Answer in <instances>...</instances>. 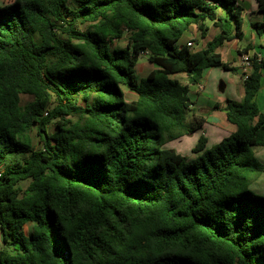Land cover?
I'll use <instances>...</instances> for the list:
<instances>
[{"label":"trees","instance_id":"1","mask_svg":"<svg viewBox=\"0 0 264 264\" xmlns=\"http://www.w3.org/2000/svg\"><path fill=\"white\" fill-rule=\"evenodd\" d=\"M241 11L237 0L0 6V264H264V195L249 188L264 171L253 150L264 61L250 56L243 100L227 98L234 132L212 147L201 134L193 157L171 147L205 121H187L190 84L208 67L236 70L215 49L242 37ZM208 20L220 32L206 48L180 43L191 25L205 37ZM143 53L155 68L139 78Z\"/></svg>","mask_w":264,"mask_h":264},{"label":"crops","instance_id":"2","mask_svg":"<svg viewBox=\"0 0 264 264\" xmlns=\"http://www.w3.org/2000/svg\"><path fill=\"white\" fill-rule=\"evenodd\" d=\"M237 4L242 7V37L234 36L231 40L225 41L215 49L216 52L220 53L223 62L228 63L229 65L236 68V70L233 71L224 69V71L233 73L234 78L231 76L224 78L225 82L223 81V83L218 86V80L214 76V72L215 74H218L219 68L222 67L213 66L203 70L202 78L198 84H190L189 86V97L192 101V104L190 105L192 109L191 112L193 116H202L205 118L204 124L202 128L199 129V131L201 134H204L208 137V143H210V141L216 143L220 141L222 137H225L223 136L225 133L222 131V129L228 131L227 135L237 129L235 124L228 121L225 107L227 104V98L238 101L243 100L245 95L244 75L245 73L250 74L253 70L252 67L247 68L245 66L243 59L244 54L241 51L246 49V55H249V57L255 55L258 59L264 61V32L260 33L252 27V23L254 22L264 23V11L259 9L256 0H237ZM219 32V27L215 26L213 22L208 24L206 36L201 37V41L199 43L200 48H196V50L206 48L207 44ZM198 34H200V31L197 25H191L184 32L182 38L180 39V43L186 44L188 41H192L195 45L194 39ZM154 68L155 66L150 64L149 71H152ZM180 75L184 78H187L186 80H182V82L188 83L187 75L185 73ZM203 78L204 82L202 81ZM228 79H230V81L233 83L232 85H230V83L227 81ZM200 86H202V88H200ZM125 92L126 98L128 95L130 96L129 100H135L137 98L136 93L129 90H126ZM256 102L258 103L261 111L264 113V106H262V103L264 105V73L261 78L260 89L256 95ZM193 116L190 121L193 119ZM208 126L214 129L212 140L209 137L210 134L207 132ZM257 148H260L258 150V152H260V157L257 155V151H254V154L262 163V161H264V145L257 146ZM193 156L194 154L191 153V157Z\"/></svg>","mask_w":264,"mask_h":264},{"label":"rangeland","instance_id":"3","mask_svg":"<svg viewBox=\"0 0 264 264\" xmlns=\"http://www.w3.org/2000/svg\"><path fill=\"white\" fill-rule=\"evenodd\" d=\"M13 1V0H0V6H7L9 5V3ZM212 22L210 20H208L206 22V24H211ZM90 25V23H85L83 25L80 26L81 29H86L88 28ZM196 38L194 39L195 40V45L193 47V49H196V48H200V41H201V36L200 34L196 35L195 36ZM117 46H120V47H124L126 46V38L123 39L122 41H118L117 43ZM150 62L148 61L147 59V54H143L142 56H140L139 58V61H138V65H137V75L139 78L145 76L147 73H149V69H150ZM218 74H215L214 72V76L217 78V84L218 86L220 84L223 83V81L225 82V79L224 78H227L229 76L233 77L234 78V74L229 72V71H224L223 68H219L218 70ZM178 78H180L181 80H186L187 78H184L183 76L181 75H177ZM202 81L204 82V78L202 79ZM230 85H232L233 83L230 81V79L227 80ZM235 84V83H234ZM219 92V90H218ZM220 93V92H219ZM127 99L129 100L130 99V96L128 95L127 96ZM34 100V96L32 95H29V94H21V104L22 105H25L26 103L30 102ZM82 102V101H81ZM262 106L263 103H262ZM193 114L191 111H188L186 117H187V121H190V119L192 118ZM207 132L209 135V137L211 138L212 140V134L214 132V129H212L210 126L207 127ZM55 130V126H54V121H52L49 125V132H53ZM209 130V131H208ZM222 131L225 133V135L223 136H226L228 134V131L222 129ZM210 132V133H209ZM222 133V132H221ZM201 135V132L199 130L195 131L193 134H190V135H186L184 137H182L181 139L179 140H175L172 142L171 144V147L174 148L177 152L183 154V155H186L188 157H191V149L193 146H195V144L197 143L198 141V138L199 136ZM32 137H33V140H34V146L36 148H39L41 143L39 142V138L37 136V132L36 130H34L32 132ZM223 138V137H222ZM214 139V138H213ZM221 139V138H220ZM217 143V142H216ZM215 143L213 141H210V143H208V147H212ZM260 148H257V147H254V151H257V155L260 157V152H258ZM262 163L264 164V161H262ZM24 186L26 185V182H23L22 183ZM249 188L254 191L255 193L257 194H262L264 195V171L260 174V176L253 181L252 184H250ZM27 231L29 229V226H27ZM0 248H1V242H0Z\"/></svg>","mask_w":264,"mask_h":264},{"label":"built area","instance_id":"4","mask_svg":"<svg viewBox=\"0 0 264 264\" xmlns=\"http://www.w3.org/2000/svg\"><path fill=\"white\" fill-rule=\"evenodd\" d=\"M186 44H187L190 48H193V47H194V43H193L192 41H188ZM143 54H146V53H143ZM143 54H142V55H143ZM142 55H141V56H142ZM243 59H244V62H245V66H246L247 68L252 67V64L250 63L249 55L244 54ZM248 75H249V73H245V75H244V80L247 79ZM200 88H202V86H200Z\"/></svg>","mask_w":264,"mask_h":264}]
</instances>
